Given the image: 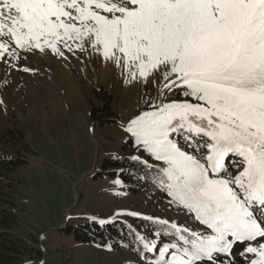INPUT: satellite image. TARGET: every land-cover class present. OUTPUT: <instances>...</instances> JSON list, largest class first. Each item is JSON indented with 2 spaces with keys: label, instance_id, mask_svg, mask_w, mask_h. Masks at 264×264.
I'll return each instance as SVG.
<instances>
[{
  "label": "snow or ice",
  "instance_id": "snow-or-ice-1",
  "mask_svg": "<svg viewBox=\"0 0 264 264\" xmlns=\"http://www.w3.org/2000/svg\"><path fill=\"white\" fill-rule=\"evenodd\" d=\"M74 42L130 80L157 73L179 90L127 127L204 226L160 221L171 242L139 237L153 264H236L238 243L247 264H264V0H0V59L19 58L13 43L63 56Z\"/></svg>",
  "mask_w": 264,
  "mask_h": 264
},
{
  "label": "rangeland",
  "instance_id": "rangeland-1",
  "mask_svg": "<svg viewBox=\"0 0 264 264\" xmlns=\"http://www.w3.org/2000/svg\"><path fill=\"white\" fill-rule=\"evenodd\" d=\"M77 44L72 43L71 51L59 45L60 56L50 48L25 51L13 43L9 51L15 48L19 58L0 59V155L21 152L27 162L14 171L0 170V208L16 216L13 234L30 248L20 264H153L157 252L81 243L75 229L84 222L121 220L138 230L134 219L148 220L154 229L144 227L137 236L157 246L172 241L162 231V220L204 229L161 187L162 162L127 131L137 115L177 98L179 90L163 89L157 73L147 81L139 76L130 80L102 51L88 42L83 48ZM106 105L116 122L95 126L92 109ZM179 143L185 145L182 139ZM122 156L150 161L162 176L133 193L119 177L103 174L106 158ZM243 247H233L236 264H247L240 255Z\"/></svg>",
  "mask_w": 264,
  "mask_h": 264
},
{
  "label": "trees",
  "instance_id": "trees-1",
  "mask_svg": "<svg viewBox=\"0 0 264 264\" xmlns=\"http://www.w3.org/2000/svg\"><path fill=\"white\" fill-rule=\"evenodd\" d=\"M109 106L102 109H92L91 117L95 126H105L116 121L111 118ZM26 159L17 152V155H0V170L14 171L26 165ZM104 175L117 176L126 185L129 191L141 193L144 185L162 175L150 161L131 156L106 158L104 160ZM102 174V175H103ZM138 230L121 220L107 224L84 222L75 229L76 241L81 243L94 242L99 247H111L114 250H128L142 253L143 245L137 236L144 227L154 229L148 220L134 219ZM18 229L16 216L6 209L0 208V264H20L23 257L30 251L23 239L15 236L13 231Z\"/></svg>",
  "mask_w": 264,
  "mask_h": 264
}]
</instances>
